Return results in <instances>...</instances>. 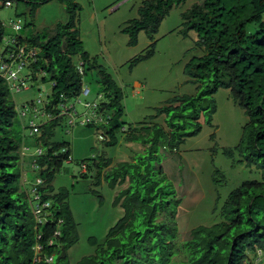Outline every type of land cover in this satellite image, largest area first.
<instances>
[{
  "label": "trees",
  "instance_id": "trees-1",
  "mask_svg": "<svg viewBox=\"0 0 264 264\" xmlns=\"http://www.w3.org/2000/svg\"><path fill=\"white\" fill-rule=\"evenodd\" d=\"M47 1L0 0L1 7H6V2L25 7L31 19L36 8ZM186 1L142 2L138 18L122 30L130 37L129 45L136 44L140 32L150 36L169 10ZM61 2L66 4V23L57 24L52 34L33 30L17 37L36 51L33 58L25 60V78L7 80L0 69V264H70L68 251L78 242L77 224L67 203L69 189L56 190L52 183L64 163L73 159L69 143L55 141L54 136L72 110L65 102L80 96L83 76L95 68L102 89L86 126L100 131L98 140L106 147L120 141L138 143L145 155L116 165L104 154L82 161L81 177L94 172L95 184L89 193L101 205L103 197L96 188L106 183L110 190L117 189L113 206L120 207L123 214L102 241L88 238L92 254L73 264H256L257 252L264 249V0H194L183 12L182 34L195 32L197 46L203 49L202 56L193 57L184 67V74L196 85V94L174 98L168 106L156 109L154 117L167 118L161 126L153 120L134 126L123 121L120 87L103 66L90 62L91 56L78 38L74 20L79 5L73 0ZM28 26L33 27V23L24 24L20 31ZM5 29L0 22V42ZM16 45H5L0 52L2 62L11 64L8 55L16 51ZM27 80L35 81V86L51 84L40 109L45 123L37 126L36 133L28 126V141L23 135L27 127L20 118L26 115L27 107L36 112L41 100L21 109H16L13 100V93L24 90ZM220 89L229 91L247 118L234 151L241 163L255 167L261 177L243 182L229 194L217 222L192 228L187 240L180 241L174 220V203L177 207L178 201L165 183L158 152L177 151L187 137L198 135L203 113L210 124L216 112L213 95ZM31 146L36 151L25 155V148ZM35 195L39 200L34 201ZM44 203L48 207L41 210L38 219L34 206Z\"/></svg>",
  "mask_w": 264,
  "mask_h": 264
},
{
  "label": "rangeland",
  "instance_id": "rangeland-1",
  "mask_svg": "<svg viewBox=\"0 0 264 264\" xmlns=\"http://www.w3.org/2000/svg\"><path fill=\"white\" fill-rule=\"evenodd\" d=\"M144 1L73 0L79 5L74 25L83 50L91 56L90 62L95 61L98 67L103 66L120 87L123 93V121L133 125L153 120L154 124L161 126L167 118L154 117L156 109L168 106L174 98L196 94V85L184 74V67L193 57L202 56L203 49L197 46L195 32L182 34L184 29L181 15L193 5L194 0L174 6L160 19L155 32L150 36L140 32L136 44L130 46V37L122 30L129 22L138 18V10ZM16 13L22 15L17 17ZM67 21L66 4L61 0H49L40 4L32 19L25 7L14 3L10 7H1L0 2V22L6 28L5 37L0 42V52L9 44L11 36L23 38L33 30L52 34L57 24ZM31 22L33 27L28 26L21 31L13 29L16 24L23 27ZM146 54V58L132 64L133 60ZM77 60L74 57L73 61ZM26 63L25 61V65ZM11 68L16 71L17 65L13 64ZM27 72L28 69L23 67L17 76L24 79ZM82 83L83 91L80 96L65 102L66 108L72 110L69 117L56 129L54 136L55 141L69 143L73 159L70 163H64L52 183L56 190L61 187L69 189L67 203L77 224L78 242L68 251L70 264L92 254L93 248L88 244V238L94 237L97 241H102L123 214L120 207L113 206L117 189L110 190L106 183H101L96 188L103 197L101 205L89 193V187L95 184L94 172L88 174L87 178L81 177L82 161L104 154L116 165L145 155L138 143L120 141L116 146L106 147L99 142L100 131L88 128L85 123L86 119L93 117V105L97 103L102 89L98 68L88 70ZM25 86L24 90L13 93L16 109H21L31 101L41 100L36 105V112L27 107L26 115L20 118V123L27 127L23 135L28 141L30 122L36 126L45 123L40 109L50 94L51 84L35 86V81L27 80ZM213 99L216 112L212 115L210 124L203 113L199 120L198 135L187 137L177 151L158 152L166 177L165 183L178 201L177 207L174 203L177 209L174 220L180 241L187 240L192 228L217 222L219 209L229 194L243 182L260 180L261 177L255 167H246L241 163L239 154L234 151L242 128L247 123L243 111L231 100L228 90H218ZM15 128L21 129L19 125ZM35 151L34 146H31L26 147L24 153L31 155ZM225 151H232L233 154L226 155ZM87 162L92 163H85ZM31 181L30 178L27 187ZM30 191V198L33 199V192ZM257 257L260 258L258 255ZM261 257L264 258V249Z\"/></svg>",
  "mask_w": 264,
  "mask_h": 264
},
{
  "label": "built area",
  "instance_id": "built-area-1",
  "mask_svg": "<svg viewBox=\"0 0 264 264\" xmlns=\"http://www.w3.org/2000/svg\"><path fill=\"white\" fill-rule=\"evenodd\" d=\"M5 6L10 7L11 3L6 2ZM13 29L15 31H19L21 29V26L16 24L13 26ZM15 42L17 44L16 45V51L12 52L11 54L8 55V59L11 60V64L4 63L0 60V69L4 72L3 73L4 77L10 81H16L17 80V73L24 67L25 60L28 58H33L36 55L35 49H28L27 46L25 45V43H23L22 39L20 41H19V38H17V37H16V39H9L10 44H14ZM17 61H19V62H17ZM13 64L17 65L16 71H13L11 68ZM21 85H23V84H21ZM23 88L25 89V87H23ZM93 107H95V104L93 105ZM93 116H94V113H93ZM89 119L90 118L86 119L85 123H88ZM29 126L31 127L32 133L37 132V126L34 123L30 122ZM39 198H40L39 196L35 195L34 201L39 200ZM46 207H48V203H44L41 206H38V205L34 206V209H33L34 215L37 216V218H38V216L41 213V210L43 208H46ZM40 222H41V220H38V223H40ZM55 235H58V232H56ZM257 254L260 258L258 259V262H256V264H264V260L261 258L262 252L258 251Z\"/></svg>",
  "mask_w": 264,
  "mask_h": 264
},
{
  "label": "water",
  "instance_id": "water-1",
  "mask_svg": "<svg viewBox=\"0 0 264 264\" xmlns=\"http://www.w3.org/2000/svg\"><path fill=\"white\" fill-rule=\"evenodd\" d=\"M64 254H65V253H64V251H63V249H62V256H64Z\"/></svg>",
  "mask_w": 264,
  "mask_h": 264
},
{
  "label": "clouds",
  "instance_id": "clouds-1",
  "mask_svg": "<svg viewBox=\"0 0 264 264\" xmlns=\"http://www.w3.org/2000/svg\"><path fill=\"white\" fill-rule=\"evenodd\" d=\"M20 31V30H19ZM262 252V251H261ZM262 258V257H261ZM264 260V258H262Z\"/></svg>",
  "mask_w": 264,
  "mask_h": 264
},
{
  "label": "crops",
  "instance_id": "crops-1",
  "mask_svg": "<svg viewBox=\"0 0 264 264\" xmlns=\"http://www.w3.org/2000/svg\"><path fill=\"white\" fill-rule=\"evenodd\" d=\"M86 92V91H85Z\"/></svg>",
  "mask_w": 264,
  "mask_h": 264
}]
</instances>
